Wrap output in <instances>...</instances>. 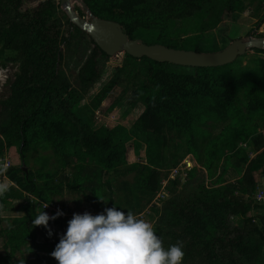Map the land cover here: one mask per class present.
Returning <instances> with one entry per match:
<instances>
[{
  "label": "trees",
  "instance_id": "trees-1",
  "mask_svg": "<svg viewBox=\"0 0 264 264\" xmlns=\"http://www.w3.org/2000/svg\"><path fill=\"white\" fill-rule=\"evenodd\" d=\"M80 1L89 16L117 23L127 40L198 53L207 29L177 35L169 31L167 20L197 16L215 4L220 6L219 17L221 12L240 13L245 0ZM54 10L49 1L27 8L23 0H0V62L2 66L16 65L7 96L0 100V156L15 145L21 164L31 162L35 167L27 171L8 167L4 172L14 189L0 194V214L9 200H22L23 206L20 216L0 228V264H57L53 258L38 255L51 254L60 239L39 243L37 233L47 229L33 227L32 220L40 212L38 203L55 201L63 191L80 194L93 216L112 207L136 215L147 209L165 248L183 242L182 263L258 262L260 244L256 240L262 239L264 232L246 228L243 219L250 209H262L264 204L246 203L243 196L250 198L254 174L264 175V152L249 160L241 158L244 167L235 183L207 188L196 180L197 169H191L178 191L176 180L168 179V198L160 208L150 202L160 188L161 171L169 170L185 155H191L207 177L215 173L213 167L223 151L203 130L206 121L233 122L231 129L238 127V138L244 141L255 129L254 123H245L264 119V50L249 49L255 57L244 65L240 61L243 56H239L223 66L184 71L145 57L132 58L123 51L108 57L90 40L91 49L76 74L75 89L59 76L62 38ZM77 14L83 17L81 11ZM263 23L264 10L256 25ZM119 55L120 64L112 66L110 79L88 107L97 109L113 88L120 87L105 113L130 88L128 104L134 107L140 103L142 111L129 128L91 129L92 122L74 119L71 108L100 78L103 63ZM230 137L226 134L220 141L221 145L228 143V150L234 148ZM172 140L176 141L175 151L184 147L179 156L166 153ZM140 151L142 159L135 160ZM229 167L237 169V165ZM232 218H238L240 224H234ZM67 220H49L48 228L60 227ZM20 251L33 259H14Z\"/></svg>",
  "mask_w": 264,
  "mask_h": 264
},
{
  "label": "rangeland",
  "instance_id": "rangeland-1",
  "mask_svg": "<svg viewBox=\"0 0 264 264\" xmlns=\"http://www.w3.org/2000/svg\"><path fill=\"white\" fill-rule=\"evenodd\" d=\"M49 1L55 8L54 17L59 21V31L62 38L60 44L61 51V61L58 66L59 76L67 81V83L77 89L76 74L81 67L82 63L88 56L91 44L90 38L87 31L76 27L71 23L67 14L66 7L74 12L75 17H78V11H81L83 17L79 18L84 23H89L90 16L84 10L83 5L80 0H68L64 5L59 4V0H23V6L27 8H33L38 2ZM220 10V6L215 4L214 7L205 9L200 15L183 17V18H170L167 20V27L171 33H176L181 35L186 33V31L204 30L207 29L205 33L202 34L201 41L198 45V53H213L223 50L231 41H247L248 39H263L264 40V23L260 26L256 25V21L259 15L264 10V2H258L257 0H245L242 3V11L240 13L227 14L221 12V15L217 14ZM223 11V10H222ZM240 58L242 65L246 64L249 59L255 57V54L246 50L245 53ZM122 56L115 57L113 59L107 60L102 65L103 72L100 78L94 82V84L81 94V100L71 108V114L74 119H78L83 123L89 121L92 122L91 129L98 127H105L107 129L113 128L117 125H122L129 128L131 123L139 116L142 111V105L140 103L131 107L128 104L129 96L131 94L132 88H130L123 96L119 98V101L114 106V108L105 113L106 109L109 107L111 102L118 96V91L120 87L113 88L110 95L101 102L100 106L91 110L88 107L91 98L98 92V90L104 86L112 75V66L119 65ZM171 69L178 70L182 69L184 71H190L189 68L185 67H171ZM16 72L15 64H4L1 65L0 62V100H3L7 96L8 84L11 82L13 74ZM254 123L255 129L253 132L246 137V140L241 141L238 138L237 128L231 129L233 122H219L215 119H209L206 121L203 130L209 135L210 141H216L217 146H221L223 155L220 157L219 161L213 167L216 169L215 173L211 177H207L204 170H201L197 166L196 180L201 181L203 186L218 187L225 184L235 183L240 177V170L242 171L243 165H241V158L246 159L252 158L255 154L259 152H264V119L254 120L253 122L245 123V125H251ZM228 125V126H227ZM228 127V129H226ZM230 134L231 137L228 139L234 141V148L228 150V143L220 144L223 136ZM175 140H172L168 147L166 148V153H173L179 156L182 153L183 146L177 148L176 151L173 148L175 145ZM200 147V146H199ZM198 153L202 159L206 160V155L203 154L200 148H198ZM185 158V157H184ZM135 160L142 159V151L138 152V156L134 157ZM180 160L176 161L175 165L171 166L174 168L178 166ZM6 168H3L4 165ZM229 165H237V169L233 170ZM8 167H20L23 171L32 170L35 168L32 166L31 162L26 166L21 164L18 148L17 146H12L8 149H4L3 154L0 156V185L5 189L13 190L14 187L3 177L5 170ZM216 167V168H215ZM171 168L169 170H171ZM169 170H163L159 176L160 188L155 193L152 198L150 205L156 208L161 207V203L168 198L165 192V187L167 186V181L169 179ZM67 172V169L65 170ZM187 176L178 174L174 179L176 180L177 186L175 188L178 191L183 187L186 182ZM130 179V176L127 178ZM172 179V178H171ZM194 179H191L192 181ZM253 185L255 190L264 189V175L259 173L253 176ZM164 186V187H163ZM163 187V188H162ZM162 192L164 194H162ZM165 195V196H161ZM233 195H237L234 193ZM244 202H248L246 195L243 196ZM58 204L67 206L71 209L72 214H84L85 212L93 214V210L88 206L86 202L83 201L80 194L68 193L63 191L61 197L55 200ZM153 203H157L155 206ZM23 206L22 200H9L4 206H2V211L0 217L2 221L0 223V228L5 227L8 223L7 221L13 217H18L21 215V208ZM148 216H152L151 213L145 209L138 217L146 219L147 221L154 224L155 219L149 220ZM72 217H69V221ZM234 224H240L238 218L231 219ZM244 224L246 228H255L261 232H264V208L262 209H250L246 215ZM68 222L60 227H49L51 230V236L48 234V230L43 233H37V241L39 243H47L46 241H51L54 239H60L66 232ZM263 238H258L257 243L260 244V255L258 262L254 264H264V235ZM44 244L43 246H46ZM48 248V247H47ZM0 254L1 241H0ZM38 256L44 258H52L48 253H40ZM28 258L33 259L32 256L27 255L23 251L15 254L14 259ZM186 264V263H182ZM249 264H253L250 262Z\"/></svg>",
  "mask_w": 264,
  "mask_h": 264
},
{
  "label": "clouds",
  "instance_id": "clouds-1",
  "mask_svg": "<svg viewBox=\"0 0 264 264\" xmlns=\"http://www.w3.org/2000/svg\"><path fill=\"white\" fill-rule=\"evenodd\" d=\"M4 191L0 185V194ZM61 215L60 210L51 217L40 211L32 226L45 227L51 236L48 222ZM183 248L179 240L165 248L151 222L112 207L95 216L74 213L50 255L57 264H182Z\"/></svg>",
  "mask_w": 264,
  "mask_h": 264
},
{
  "label": "water",
  "instance_id": "water-1",
  "mask_svg": "<svg viewBox=\"0 0 264 264\" xmlns=\"http://www.w3.org/2000/svg\"><path fill=\"white\" fill-rule=\"evenodd\" d=\"M68 0H59L64 5ZM66 14L76 27L87 31L90 40L106 56L111 57L123 51L132 58L145 57L156 63H167L187 68H211L231 63L242 56L246 50H264L263 39L231 41L223 50L213 53H197L164 48L160 45H143L137 41L127 40L117 23L90 16L89 23L75 17L74 12L66 7Z\"/></svg>",
  "mask_w": 264,
  "mask_h": 264
},
{
  "label": "built area",
  "instance_id": "built-area-1",
  "mask_svg": "<svg viewBox=\"0 0 264 264\" xmlns=\"http://www.w3.org/2000/svg\"><path fill=\"white\" fill-rule=\"evenodd\" d=\"M3 168H6V165H4ZM196 168H197V165L195 161L193 160L192 156L185 155L180 160V163L178 164V166L171 168V170H169V179L171 178L175 179L179 173L182 175H186V173L189 172L191 169H196ZM162 194L164 193L162 192ZM161 196L163 197L165 195H161ZM249 200H251L253 203H256V204H264V189L253 191L251 193ZM46 204H49V206L43 209L44 205ZM153 204L157 206V203H153ZM38 208L40 211H45L50 217L55 215L57 210H60L63 213V215L59 217L68 219L69 217L73 216L70 208H68L67 206L58 204L54 200L51 201L50 203H38Z\"/></svg>",
  "mask_w": 264,
  "mask_h": 264
}]
</instances>
